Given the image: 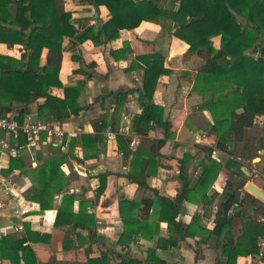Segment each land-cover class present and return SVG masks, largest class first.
<instances>
[{"label":"trees","instance_id":"trees-1","mask_svg":"<svg viewBox=\"0 0 264 264\" xmlns=\"http://www.w3.org/2000/svg\"><path fill=\"white\" fill-rule=\"evenodd\" d=\"M67 0H0V44L10 47L20 45L24 51L20 60L0 55V115L7 116L16 109H29L31 105L43 100L38 107L39 121L54 124L62 123L72 116L78 117L89 106L81 107L78 99L84 89V83L63 86L59 75L63 62V42L65 38L73 39L75 29L71 23V14L66 11ZM97 8L104 6L111 13L109 22L98 29L89 30L79 42L93 41L97 46L109 44L119 38L121 30H133L143 22H174L175 34L186 42L190 51L202 57L205 64L197 70L194 91L201 96L203 103L200 110L210 112L213 125L210 135H215V148L206 147L209 161L204 163V171L196 186L192 187L187 174V166L193 156L186 154L179 162L180 191L175 200L159 197L158 192L148 187L151 193L160 200L143 198L139 201L121 200L119 212L124 223V231L118 245L126 249L140 239L153 241V226L147 221L153 205H160V219L169 225L170 239L159 240V248L168 250L177 247L180 240L195 238L200 234L202 216L196 215L191 224L186 226L177 221L185 202H203L211 204L214 197L208 192L213 188L217 176L223 166L210 159L213 152L219 150L227 153L232 160L227 168L238 175V184L228 182L226 191L220 196V205L215 218L212 236L224 238V261L220 264H237L240 256L258 253L257 236L259 225L255 220H245L244 234L234 239L233 210L255 208L258 218L264 217V203L246 191L245 186L250 178L242 168L257 157V151L264 149L260 139L264 133L257 125V119L264 116V1L263 0H178L177 11L161 10L152 0H91ZM6 25L14 29H8ZM220 37V48L214 46V39ZM128 46V45H125ZM46 52V64L42 66V57ZM115 55V53H113ZM118 58V56H116ZM94 68V64H89ZM144 71L143 86L139 90L142 113L133 120L131 130L142 138H148L156 127L164 130V138L153 140L149 150L136 152L129 148L124 136L118 135L123 153L132 157L129 177L142 186L146 184L144 168L150 166L152 160L162 157L160 150L173 137L171 122L165 119L164 109L153 104L157 84L163 76L171 71L165 67L162 55L138 56L128 69L129 73ZM89 79L93 74H87ZM54 89L64 91V98L53 95ZM129 92L118 91L109 96L118 101V108L112 121L104 115L93 122L94 135L84 134L80 139L70 141L69 153L62 157H50L44 163L32 167L36 179L33 188L28 191L27 199L38 203L43 211L54 207L57 196L63 195L61 206L57 209V227H69L73 231L81 230L89 233L88 243H102L104 238L97 235V220L94 214L85 207L92 206L88 201H81L79 214L73 213V205L77 195L69 194L68 184L62 171L64 164L75 161L84 165L88 160L96 159L106 151L107 139L103 135L109 127L118 131L119 114L125 104ZM26 111H19L16 119L22 124ZM258 128V132L257 129ZM0 131V137L3 136ZM257 133V135H256ZM18 150L29 146L27 137H17ZM67 139L64 141L66 142ZM83 150L84 158L80 160L75 154L77 145ZM2 151H0L1 160ZM148 159L144 161V155ZM20 156V155H19ZM17 155L12 158L9 171L21 169L27 171L23 159ZM259 157V156H258ZM163 167V166H162ZM27 174H30L28 171ZM100 175L101 187L98 194L104 192V178ZM231 188V194L229 190ZM211 201V202H210ZM140 210V211H139ZM139 211V212H138ZM258 211V212H257ZM264 225V223H261ZM256 229V231H255ZM204 231L201 228V232ZM25 239L14 240L10 236L0 237L2 258H8L13 264H39L34 250L25 246L29 239L46 241L43 235L32 233L26 228ZM9 254H6V253ZM20 252L22 255H20ZM113 251L107 250L99 258H91L87 263L65 262L52 257L47 264H110ZM119 264H166L150 249L146 262L131 257L117 255Z\"/></svg>","mask_w":264,"mask_h":264},{"label":"crops","instance_id":"crops-1","mask_svg":"<svg viewBox=\"0 0 264 264\" xmlns=\"http://www.w3.org/2000/svg\"><path fill=\"white\" fill-rule=\"evenodd\" d=\"M152 1H155L161 10L177 11L180 6L178 0ZM65 8L71 14L75 37L64 39L63 62L59 78L65 87L77 83L85 84L78 103L81 107L89 106V109L83 111L78 117L72 116L54 125L75 133L74 138L80 139V136L84 134L94 135L93 122L104 115H108L109 120L112 121L118 108V101L109 95L123 91L129 92V95L118 118H120V125L127 124L131 129L134 118L142 113L139 90L143 86L144 71L129 73L128 69L138 56L159 54L164 56L165 67L171 71V74L159 80L152 102L164 109L165 119L172 125L173 137L160 150L162 157L158 162L152 160L150 166L144 168L143 176L148 175L149 171L151 176L142 186L129 177L132 157L126 156L121 150L118 139H109L107 132L103 134L107 139L104 153L96 159L88 160L84 165L72 160L63 165L62 171L68 184L69 194L77 195L73 213L79 214L81 201L93 204V207L88 206L85 209L94 214L97 220V235L104 240L102 243L92 244L88 243V232L73 231L69 227L55 225L57 209L62 204L63 195L57 196L54 207L46 211H43L38 203L27 199V193L33 188V182L36 179L35 170H32L31 166L35 168L39 163H44L47 158L62 157L63 152L69 153L70 141L73 138L67 139L66 142L65 139H42L36 145H29L18 150L20 146H18L17 137L3 133L0 137V151H2L0 237L10 236L14 240L25 239L26 228H29L32 233L46 237V241L34 242L33 239H29L25 244L34 250L39 264H47L52 257L65 262L87 263L91 258H99L107 250L115 253L111 257L110 264L120 263L121 259L117 258V255L146 262L150 249L156 250L157 257L166 264H220L224 261L223 245L227 243V240L224 236L223 238L212 236L211 232L215 227L220 196L226 191L228 182L238 184L239 177L233 170L227 168L232 157L216 149L210 159L220 163L223 168L213 188L209 190L208 196L212 197L214 192L219 196L214 197L212 203L206 205L202 201L185 202L182 213L177 218L178 222L182 221L189 226L196 215H201L200 234L195 238L180 240L177 247L168 250L159 248V240L168 241L171 234L168 223L160 219V205H153L147 221L153 226L151 236L154 240L138 238L137 243L126 249L118 245L124 231V223L119 212L120 201H139L143 198L157 200L158 198L148 187L158 192L159 197L175 200L181 186L179 162L186 154L193 156L187 166V174L194 187L202 176L204 163L209 161L204 148L216 146V136L210 135L213 125L212 116L209 111L199 109L203 100L198 92L194 91L197 70L205 64L204 59L191 52L189 45L175 34L176 26L172 20L143 22L136 29L121 30L119 38L106 45L97 46L91 40L81 43L79 39L89 30L98 31L103 24L109 22L111 13L104 6L95 7L91 0H67ZM5 27L14 29L8 25ZM214 46L220 48V37L214 39ZM23 49L20 45L10 47L2 43L0 55L20 60L24 53ZM45 64L46 52L43 54L41 65L45 66ZM89 64H94V68L89 67ZM86 73L93 74V78L89 79ZM53 95L63 99L64 91L54 89ZM42 102L43 100L35 102L28 110L16 109L10 115L15 118L19 111H26L24 122L39 121L38 107ZM257 125L263 129L264 116L257 119ZM137 138L141 142L140 146L135 149L130 146L129 148L133 152L138 149L147 152L153 140L164 138V130L156 127L148 138L139 137L132 130L128 135H124L127 143ZM260 139L264 142V133L255 141L256 146H259ZM2 143L6 146L3 147ZM75 154L80 160L84 158L80 144L77 145ZM17 155H20L19 157L28 167L26 172L21 169L9 171L11 160L17 158ZM259 155L260 158L256 159ZM144 156L146 161L148 155ZM257 157L255 159L260 161L261 167L256 166V168L264 169V149L257 151ZM33 158L35 162L32 161ZM245 163L247 165L249 162ZM246 165L243 168L252 172V169ZM28 171L30 174H27ZM100 175H107V177L104 178V192L99 195ZM252 176L251 173V176L247 177L251 180ZM228 192L231 194V188ZM157 201L160 202L159 199ZM23 209H28L29 212L23 214ZM237 212L240 215L235 217ZM231 214L230 218L234 219L235 240L243 236L246 219L255 220L259 225L258 232H263L257 236L258 253L240 256L237 264H259L258 244L264 237V225L259 221L256 209L233 210ZM20 226L23 227L22 231L18 230ZM201 228L204 231L201 232ZM2 254L0 250V264H13L10 259L2 258ZM20 255H22L21 252ZM21 264L24 262L22 261Z\"/></svg>","mask_w":264,"mask_h":264},{"label":"built area","instance_id":"built-area-1","mask_svg":"<svg viewBox=\"0 0 264 264\" xmlns=\"http://www.w3.org/2000/svg\"><path fill=\"white\" fill-rule=\"evenodd\" d=\"M0 131L5 132L8 135H12L18 137L21 133L27 137L29 145H36L42 139L47 140H64L75 137V133L66 131L63 128L55 126L54 124H49L41 121H26L24 123H20L16 118L11 116L10 114L7 116L0 115ZM131 129L127 124H123L119 126L118 131H114L112 127H109L107 130L108 138L115 139L118 135H128ZM140 141L137 138L130 143V147L132 149L138 148L140 146ZM3 147L6 144L2 143ZM35 162L34 158L32 159ZM264 192V189H262ZM29 212L28 209H23L22 213L27 214ZM261 223H264V217L259 219ZM19 231L23 230V227H18ZM259 264H264V237L259 241Z\"/></svg>","mask_w":264,"mask_h":264},{"label":"rangeland","instance_id":"rangeland-1","mask_svg":"<svg viewBox=\"0 0 264 264\" xmlns=\"http://www.w3.org/2000/svg\"><path fill=\"white\" fill-rule=\"evenodd\" d=\"M259 126V125H258ZM257 129V132H258V128ZM257 135V133H256ZM260 158V155L259 157H257L256 159H259ZM255 159V160H256ZM253 161L250 165H251V169H252V178L249 182L254 184L255 186H257L259 189H264V169L263 168H256V166H260V161Z\"/></svg>","mask_w":264,"mask_h":264},{"label":"water","instance_id":"water-1","mask_svg":"<svg viewBox=\"0 0 264 264\" xmlns=\"http://www.w3.org/2000/svg\"><path fill=\"white\" fill-rule=\"evenodd\" d=\"M257 161V160H256ZM244 173L250 177L251 176V172L247 169V168H243ZM245 189L251 193L252 195H254L256 198H258L260 201H262L264 203V192L259 189L257 186H255L252 183H248L245 187ZM240 215L239 212H237L235 214V217H238Z\"/></svg>","mask_w":264,"mask_h":264}]
</instances>
